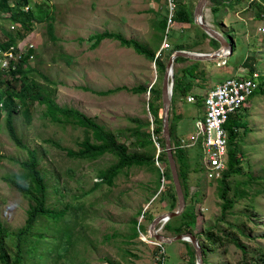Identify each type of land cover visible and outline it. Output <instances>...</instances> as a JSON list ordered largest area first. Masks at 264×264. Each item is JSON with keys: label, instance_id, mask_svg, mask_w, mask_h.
<instances>
[{"label": "rangeland", "instance_id": "1", "mask_svg": "<svg viewBox=\"0 0 264 264\" xmlns=\"http://www.w3.org/2000/svg\"><path fill=\"white\" fill-rule=\"evenodd\" d=\"M2 1L10 6L11 11H0V80L7 76L1 58V53L9 49L10 45L5 31L13 32L18 25V22L10 20L9 15L20 3V0ZM25 1L21 9H32L34 20L30 30L13 45L20 58L26 50L32 49L28 63L33 71L26 72L28 76L23 84L33 78L39 84L52 87L53 98L58 105L75 108L92 118L112 133L117 142L125 143L129 152H149L138 147V136L134 132L136 129L143 132L153 128L152 115L147 106L149 94L129 90L138 85L149 87L153 83L161 87L163 73L143 53L137 52L131 45L120 44L114 38H103L91 49L93 39L89 35L107 29L154 48L156 36L159 33L164 36L166 31L159 32L157 21L163 17L173 19L180 4L193 9L197 0H174L176 7L171 12L167 0ZM206 4L212 5V15L216 6L215 15L219 17L220 23L217 30L220 33L229 39L236 31L240 30V34L235 38V49L226 57V63L225 58L208 59L204 62L203 72L197 69L199 73L195 74L192 70L195 68L190 69V73L196 75L192 78L193 83L199 84L202 90L206 82L213 87L234 73L239 75L241 71L244 72L243 63L249 55L253 58L250 57L246 63L247 74L251 69L264 73V26L260 25L264 23V0H207ZM47 14L51 17L54 39L49 38L46 29ZM204 15L202 19L205 22L209 15L208 8L204 9ZM232 26L236 31L233 32ZM170 27L167 41L171 46L176 42H188L189 37L202 46L208 42L206 38H199L200 29L193 24L185 26L182 21H174ZM192 29L197 35H189L193 33ZM206 48L209 45L205 44L202 49ZM169 50V46L162 50L160 60L163 63L168 60ZM217 62L223 63L219 65ZM238 68L241 71L236 72ZM183 80L188 81V77ZM21 82L20 79L16 80L14 88L17 89ZM3 87L0 86V91ZM189 88L190 85L187 92ZM107 89L114 92L106 95L92 92ZM195 99L197 109L191 112H188L186 105L184 108L183 99H178L183 104L174 107V111L182 113L176 121V134L185 143L189 142V136L195 132L194 121L202 118L201 98L196 96ZM14 100L17 102V98L14 97ZM263 100L264 94L256 93L239 111L244 127L237 130L231 143L235 148H240L242 154L240 163L233 167L235 170L226 181V197L231 200V204L225 208L224 214V202L219 196L224 186L215 181L224 170L206 176L200 167L199 152L194 148L184 151L191 169L187 182H184L189 195L184 210L193 211L196 215L189 227L203 245L202 264H264ZM18 109L12 116V125L19 144L9 137L3 125V116L0 117V224L9 229L3 239L9 255L14 253L17 239L21 244L20 250L29 243L30 237L19 235L17 238L10 233L22 227L31 200L4 179L21 174L22 162L28 161L30 151L34 150L38 168L45 178L46 206L59 209L67 205V209L64 219L57 223L44 217L35 220L33 232L44 231L46 235V244H41L36 252L42 253V256L37 258L36 254L30 255L32 257L25 255L24 258L21 256V261L52 264V256V259L56 258V264L195 263V255L187 241L158 245L148 233L155 216L177 207L174 187L168 177L159 178L151 165L132 167L123 169L114 179V184L108 186L101 172L116 163L113 155L105 154L95 160L73 159L55 149L52 143L45 142V139H50L75 152L77 142L84 136H90L89 130L71 123H52L43 116L44 105L30 104L28 119L21 112L22 108ZM159 116L161 118V108ZM138 121H148L150 125L144 129L143 125H138ZM22 184L31 185L28 180ZM182 214L164 222L160 231L169 236L179 234L177 227L187 222L189 216ZM65 223L70 228L71 247L64 253L61 250L63 255L59 257L55 252L58 248L52 245L57 243L55 236H58V227ZM207 231L211 233L209 240L205 236ZM134 232H137L136 237L132 236ZM48 246L55 250L49 253Z\"/></svg>", "mask_w": 264, "mask_h": 264}, {"label": "trees", "instance_id": "2", "mask_svg": "<svg viewBox=\"0 0 264 264\" xmlns=\"http://www.w3.org/2000/svg\"><path fill=\"white\" fill-rule=\"evenodd\" d=\"M209 1V0H208ZM26 4L25 0H20V3H17V6L15 7L14 12H10V20L12 22H18L17 27L12 32L11 30L5 31L6 37L8 39L7 43H10V45H15L16 40L24 35V33L28 30H30V24L34 20V15L32 9H28L26 11H23L21 8L23 5ZM180 8L175 12V16L173 18V22H179L182 21L183 23H189L192 24V17H191V9L184 6L183 4L179 5ZM220 5H218L219 7ZM0 11H11L10 6H7L4 1L0 2ZM209 11L212 12V5L209 7ZM214 11V7H213ZM215 12H216V6H215ZM51 17L47 14L46 15V29L48 32V36L50 39H54V34L52 33V24L50 21ZM179 20V21H178ZM194 25V24H193ZM167 26V18L163 17L156 23L157 29L160 31H164ZM198 28V27H197ZM163 34H158L157 37V43L154 45V48H149V46L145 43H142L136 39H130L123 37L119 32H114L111 30H102L100 32H94L89 35L93 39V42L90 44L91 49L95 48V46L106 37L114 38L118 40V42L122 45H131L134 50H136L139 53H143L144 56L151 61H154V63L157 65V68L160 69L161 73L164 70L165 63H163L160 60L162 50L158 54L157 57H155L156 52L160 49V41L162 39ZM200 37H206V34L200 30ZM209 42L212 44H215L216 41L213 38H209ZM181 43H175L173 48H171L167 53V59L169 57V54L174 49H183L180 45ZM32 49L26 50L24 55L21 58H18L14 61H10L8 59V67L4 70L5 75H7L3 80H0V86L3 85V89L0 91V117L3 116V125L6 129L9 137L15 141L16 144H19V140L15 137L13 125H12V116L14 113H16L19 108L21 109V112L24 114L25 118H29V105L32 103H37L40 105H44V111L43 116L48 118L52 123L57 124H65V123H71L75 126H79L81 128L87 129L90 131V136H84L81 141H78L76 146L77 150L75 152H72L69 149L63 148L59 146V143L54 142L50 139H45V142H50L53 144V147L57 150H60L65 154L68 158L73 159H81V160H95L105 154H111L116 158V163L111 165L109 168L101 172V176L103 178V181L108 186H112L114 184V179L121 173L123 169H129L132 167L141 168L144 166H153L155 171L157 172L159 178L168 177L169 182L172 183L168 165H167V159L164 150V139L162 137L161 133V118L159 116L160 112V87L157 86L156 83H153L150 87L138 85L130 88L129 91H132L133 93L137 92H143L149 93V99L147 100V106L148 111L152 115V125H153V133L157 136L156 140L159 143L161 152L158 154V163L161 166L160 168H156L154 163V156L156 155V149L154 147V143L151 139V134L149 130H146L145 127H148L150 123L147 122H141L138 121V125H143L145 131L140 132L138 129H136L134 132L136 133L137 137V143L139 148H144L146 150H149V152H129L128 147L125 143L117 142L113 136L112 133L105 130L102 125L97 123L92 118L86 116L81 111L64 106V105H58L54 98V89L52 87L39 84L37 81H35L33 78H31L28 83L23 84V81L25 80L26 72L30 73L33 71V67L29 66L28 63V56L30 55ZM13 53L16 52V50H12ZM3 56L1 55V58ZM184 58L176 57L174 61L183 60ZM185 67H193L191 65L185 66ZM191 68H184V73L190 71ZM17 76V77H16ZM20 79L22 82L18 86V88H14L15 86L13 83ZM260 79V78H259ZM260 81L264 84V79H261ZM262 84V83H261ZM189 81H184L182 76H177V74H174V84H173V92H172V104L177 98H183L186 97L187 94V88L189 87ZM83 90L89 91V89L85 87H81ZM123 88L119 87L118 89ZM93 93L97 95H106L109 93L114 92L112 89H107L105 91H92ZM256 93L264 94V87L260 85L255 89V91L252 93L251 96L255 95ZM14 97L17 98V102H15ZM173 107V105H172ZM241 110V109H240ZM239 110V111H240ZM236 112L234 114H231L228 118V120L225 123V128L227 130V170H224L222 173H220V177L216 178L215 181L219 185H223L224 189L220 190L219 196L222 198L224 204H222V212L223 214L226 212L225 208H228L231 204V200L226 197L227 193V187H226V181L227 178L231 175V173L235 170L233 167L240 163L241 160V151L240 148H235L232 146V141L237 135V130L241 127H244V123L241 121L240 112ZM181 118L180 114H177L172 109L170 112L169 117V129H170V136L173 143V156L177 165V171L179 175V179L181 182V186L184 192L185 200H188V188L184 186V182H187L188 178V172L191 170L188 162V156L186 149H180L177 146V141L174 140V128L176 125V121ZM148 153V154H147ZM150 154V155H149ZM242 154V153H241ZM29 159L28 161L22 162L21 168L23 169V172L21 174H14L11 175L4 180L8 182L10 185H12L15 190H17L20 194H24L29 197L31 200V203L29 204L28 209H26V217L24 219L23 225L21 228L17 229L16 231L10 233L13 234V236L17 237L19 235H24L30 237L29 243L25 244L23 250H20L21 244L20 241H16L15 251L12 255H9V252L5 248V241L4 236L9 233V229H6L4 226L0 224V264H34L31 261L25 262L21 261V256L24 258L25 255L28 257H32L30 255L36 254L37 258H40L42 256V253H36L37 248L41 244H46V235L44 231L36 232L34 233L32 228L34 226V222L36 219L39 218H46L49 220H52L54 223H57L59 221H62L64 219V216L66 214L67 205L63 206L62 208L55 209L50 208L46 206L45 203V197H46V184H45V178L42 175L41 171L38 168L37 165V158H36V152L34 150H31L29 153ZM1 158V156H0ZM223 174V175H222ZM166 179V178H165ZM26 180H28L31 185H25L22 184ZM174 189V188H173ZM175 193V191H174ZM237 195H240V193H237ZM176 197V195H175ZM143 214L146 212L142 211ZM183 213V214H182ZM181 214L185 217L188 216L187 222L179 225L177 227V232L183 233V232H191V228L189 227V223L194 222V219L196 217L195 213L193 211H187L184 210ZM142 214V216H143ZM173 218V217H172ZM170 221V220H169ZM169 224V222H168ZM138 226V230H140V226ZM137 232L132 233L133 237H136ZM194 236L197 238L200 249H201V259L203 263V245L201 241L198 239V235L194 233ZM205 236L207 237V240L210 239L211 233L207 231L205 233ZM57 239V243L54 241L55 249L58 248L57 254L58 256H62L64 252L68 250V248L71 247V241L69 239L70 237V228L65 223L63 226L58 227V236H55ZM54 238V237H52ZM188 246L190 244H187ZM190 248L191 245H190ZM49 253L53 252L54 250H51V246L49 247ZM63 251L61 254L60 251ZM192 253L194 255V251L192 249ZM50 261L52 264H56V258L52 256L50 258ZM195 264V263H193Z\"/></svg>", "mask_w": 264, "mask_h": 264}, {"label": "built area", "instance_id": "3", "mask_svg": "<svg viewBox=\"0 0 264 264\" xmlns=\"http://www.w3.org/2000/svg\"><path fill=\"white\" fill-rule=\"evenodd\" d=\"M167 7L171 12L175 7L174 0H167ZM166 31L164 32L161 49L168 48L167 32L172 26L173 19H167ZM262 30V28H261ZM14 50L13 45H9V49L1 53L2 67H8V59L12 62L20 58L19 53ZM160 50L157 52L159 54ZM156 55V56H157ZM31 57V55H30ZM259 81L257 75L250 74L244 77H230L215 85L208 90L202 97V118L196 119V131L189 136V142L180 141L178 148L187 149L194 148L199 152V163L206 176L218 174L227 168V130L225 123L231 114L238 112L245 107L248 98L258 87ZM194 97L187 96V102H193ZM151 139L156 149V156L161 152L157 136L150 130ZM155 164L161 169L157 158ZM206 178V177H205ZM215 179V177H212ZM143 235V234H142ZM157 244V243H156Z\"/></svg>", "mask_w": 264, "mask_h": 264}, {"label": "water", "instance_id": "4", "mask_svg": "<svg viewBox=\"0 0 264 264\" xmlns=\"http://www.w3.org/2000/svg\"><path fill=\"white\" fill-rule=\"evenodd\" d=\"M207 0H197L193 6L191 17L192 24L201 29L207 36L215 39L217 41V46L210 52L200 53V52H190L183 49L173 50L167 62L165 63L162 82L160 87V104H161V133L164 139V152L167 159V165L169 169V175L174 187L177 207L175 210L166 211L155 216L148 229L149 236L154 238L155 243L158 245L172 244L174 241H187L194 251L195 264H202L201 259V249L198 240L192 232H183L173 236L163 234L160 229L163 227L164 222L181 215L183 212L186 201L184 197V192L179 179L177 165L173 156V146L171 142L170 129H169V115L172 107V92H173V63L176 57H182L185 59H191L198 61H206L208 59H218L226 58L232 52L233 44L232 39L225 37L219 32L213 30L207 23L202 19V14L206 6ZM154 63V61H153ZM219 62L217 64H222Z\"/></svg>", "mask_w": 264, "mask_h": 264}, {"label": "crops", "instance_id": "5", "mask_svg": "<svg viewBox=\"0 0 264 264\" xmlns=\"http://www.w3.org/2000/svg\"><path fill=\"white\" fill-rule=\"evenodd\" d=\"M207 3V2H206ZM207 5V8L209 9V7L211 6V5H208V4H206ZM191 10H192V8H191ZM192 13V12H191ZM203 13H204V11H203ZM216 13V12H215ZM215 13H214V15H212V12H210L209 11V15L205 18V23H207L208 24V26H210L213 30H215V31H217V32H219L218 30H217V26L219 25L220 26V23H219V17L218 18H216V15H215ZM203 16L205 17V15L203 14ZM213 16H214V18H213ZM214 21H215V23H214ZM183 25H185V26H188V25H190L189 23H183ZM260 25H262V24H260ZM256 27V26H255ZM232 30H233V32L234 31H236V29H235V27L234 26H232ZM193 30V29H192ZM201 30V29H200ZM226 30H228V27L226 28ZM251 30V29H250ZM253 30V29H252ZM202 31V30H201ZM165 32V31H164ZM220 33V32H219ZM235 34H234V36H231V39L233 40V42L234 43H232L233 44V49H232V52L229 54V55H231L232 53H233V51H234V49H235V46H236V42H235V38L237 37V35L238 34H240V30L239 31H236V32H234ZM197 35V32L195 31V30H193V33H191V34H189V35ZM243 34V33H242ZM245 34V36H247L246 35V33H244ZM198 36H199V38H206L207 39V41L208 42H205V44H207V45H209V48L207 49H202L203 48V46L205 45H201L200 43H196V41H193L192 40V38L191 37H189V41L188 42H180L181 44V46H182V48H183V50H186V51H190V52H200V53H206L207 51H212L213 49H215L216 48V46H217V41H216V43L215 44H212V43H210L209 42V36H207L206 35V37H200V33H198ZM164 37V36H163ZM194 38H197L196 36L194 37ZM199 38H197L198 40H199ZM228 38V37H227ZM176 43H179V42H176ZM262 43L264 44V40L262 41ZM211 45V46H210ZM173 46H174V44L171 46V44H170V42H169V48L171 49V48H173ZM160 50V49H159ZM158 50V51H159ZM161 50H163V49H161ZM160 50V51H161ZM175 50V49H174ZM157 51V52H158ZM173 51V50H172ZM160 53V52H159ZM170 55V54H169ZM158 56V55H157ZM250 57H252L251 55H249L248 56V58L244 61V72L243 71H241V68H238V69H236L235 71L237 72V71H241L240 72V74H242V76H239V75H237L236 73H234L232 76H230V77H244V76H247V75H250V73H255L256 75H257V77H258V81H259V84H258V87L260 86V85H262L263 87H264V84H263V82L262 81H260L261 79H264V73H262V74H260V73H257V71H255V69H251L250 70V73H248L247 74V71H246V68L248 67L247 66V62L250 60ZM181 58V57H180ZM253 58V57H252ZM226 61H227V59L225 58V61H224V63H226ZM204 62L205 61H198V62H196V60H191V59H183V60H178V61H174V63H175V67H174V63H173V73L175 74H177V76H182V78H184V79H187V77H188V81H189V84H190V88H189V92H187V94H186V97H183V98H177L175 101H174V103L172 104L173 105V107H171V110L173 109V110H175L174 109V107H175V105H177V104H179V106H180V104L182 103L183 104V102H184V108H185V105L187 106V108H188V112H191L194 108H196L197 109V104H196V101L194 102H187V96H189V95H191V96H193L194 97V99L196 98V96L198 97V96H200V98H201V100H202V97L206 94V92L208 91V90H210V89H212L215 85H217V83L216 84H214L213 85V87L212 86H210V84L209 83H204L203 84V86L201 87L202 88V90H200V88L198 87L199 86V84H197V83H193V79L192 78H195L196 77V75H193V74H191L190 73V71L188 72V74H185L184 73V68H195V69H192V70H194L195 71V74H197V73H199V72H203L204 70H205V65H204ZM217 63H219V62H217ZM216 63V64H217ZM178 64H180V66H178V67H176V65H178ZM195 64H197V66H194ZM188 65H191V66H194V67H185V66H188ZM220 65V64H219ZM200 67V68H199ZM199 70V72L198 71H196V70ZM164 71V70H163ZM163 73V72H162ZM186 75H187V77H186ZM263 76V77H262ZM230 77H228V78H230ZM173 78H174V76H173ZM260 78V79H259ZM227 79V78H226ZM225 80V79H224ZM224 80H222V81H224ZM173 81H174V79H173ZM222 81H220V82H222ZM220 82H218V83H220ZM262 83V84H261ZM194 85V87H192ZM197 90H200V91H197ZM178 99H183V102H182V100H178ZM196 100V99H195ZM264 101V100H263ZM246 105H247V103H246ZM245 105V106H246ZM248 106L250 107L251 106V104L248 102ZM201 109H202V106H201ZM171 112V111H170ZM175 113H177V114H180V115H182V113L180 112L179 113V111H174ZM169 117H170V115H169ZM197 117V116H196ZM196 121V120H195ZM194 121V122H195ZM194 124V127H195V123H193ZM175 128H176V125H175ZM175 128H174V135H176V141H177V146H178V144H180V141L182 140L183 141V139H182V137L180 136H178L177 134H176V130H175ZM153 130V128L151 127L150 128V130ZM150 130H149V132H150ZM195 131H196V127H195ZM151 133V132H150ZM195 133V132H194ZM164 151V150H163Z\"/></svg>", "mask_w": 264, "mask_h": 264}, {"label": "clouds", "instance_id": "6", "mask_svg": "<svg viewBox=\"0 0 264 264\" xmlns=\"http://www.w3.org/2000/svg\"><path fill=\"white\" fill-rule=\"evenodd\" d=\"M206 6H207V5H206ZM203 14H204V13H203ZM262 25L264 26V23H263ZM220 34H222V33H220ZM222 35H223V34H222ZM155 57H157V56H155ZM154 65H155V63H154ZM236 78H237V77H236ZM151 85H152V84H151ZM151 85H150V86H151ZM150 86H149V87H150ZM147 93H148V92H147ZM148 94H149V93H148ZM250 97H251V96H250ZM250 97H249V98H250ZM249 98H248V99H249Z\"/></svg>", "mask_w": 264, "mask_h": 264}, {"label": "bare ground", "instance_id": "7", "mask_svg": "<svg viewBox=\"0 0 264 264\" xmlns=\"http://www.w3.org/2000/svg\"><path fill=\"white\" fill-rule=\"evenodd\" d=\"M223 175V174H222Z\"/></svg>", "mask_w": 264, "mask_h": 264}]
</instances>
